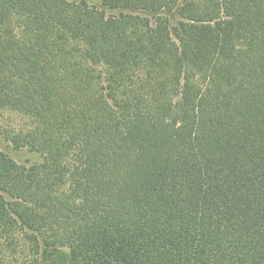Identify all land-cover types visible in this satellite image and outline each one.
<instances>
[{
  "label": "trees",
  "instance_id": "obj_1",
  "mask_svg": "<svg viewBox=\"0 0 264 264\" xmlns=\"http://www.w3.org/2000/svg\"><path fill=\"white\" fill-rule=\"evenodd\" d=\"M93 1L0 0V264H264V0Z\"/></svg>",
  "mask_w": 264,
  "mask_h": 264
},
{
  "label": "rangeland",
  "instance_id": "obj_2",
  "mask_svg": "<svg viewBox=\"0 0 264 264\" xmlns=\"http://www.w3.org/2000/svg\"><path fill=\"white\" fill-rule=\"evenodd\" d=\"M93 2L96 5L101 4V0H94ZM13 121H14V125L16 126L21 123L19 117L14 116ZM3 125L7 126V124L5 125V123ZM0 147L5 153L10 155L13 159H15L20 164L32 165V164L41 163L43 161V157L40 154L31 153L28 150L17 151V150L12 149V147L9 146V143H7L5 139L1 137H0Z\"/></svg>",
  "mask_w": 264,
  "mask_h": 264
}]
</instances>
